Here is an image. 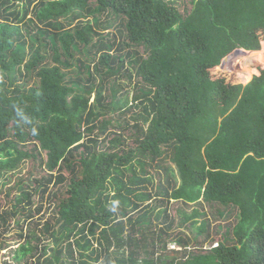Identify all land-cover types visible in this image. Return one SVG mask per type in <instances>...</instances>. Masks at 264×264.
Segmentation results:
<instances>
[{
    "label": "trees",
    "instance_id": "trees-1",
    "mask_svg": "<svg viewBox=\"0 0 264 264\" xmlns=\"http://www.w3.org/2000/svg\"><path fill=\"white\" fill-rule=\"evenodd\" d=\"M191 2L184 15L170 0H0V180L12 182L25 160L30 172L45 169L16 179L12 209L0 203V253L33 192L45 198L61 184L58 217L19 233L17 264H264V0ZM108 11L124 17L127 43L118 48L92 43L91 21L61 20ZM125 66L148 87L130 148L129 124L109 130L123 100L114 89L105 95ZM155 174L157 194L144 190ZM155 199L201 202L211 217L177 207L194 240L163 226L158 236L155 220L169 215L144 205ZM230 218L232 231L206 249L199 236ZM45 235L52 245L41 243Z\"/></svg>",
    "mask_w": 264,
    "mask_h": 264
},
{
    "label": "rangeland",
    "instance_id": "rangeland-1",
    "mask_svg": "<svg viewBox=\"0 0 264 264\" xmlns=\"http://www.w3.org/2000/svg\"><path fill=\"white\" fill-rule=\"evenodd\" d=\"M94 1L95 0H90V2H94ZM170 1L175 2L176 3L175 5H177V7L180 9V11L184 15H187L193 7V4L191 2L192 0H170ZM97 14H98L97 19H94V20H93V17H94L93 14L91 15L89 13H88L89 17H86V16L81 17L79 18L80 21L75 20L74 15L72 14L66 18L64 17L61 18V20L63 21L65 28H75L73 26L76 24H78V27H83L87 24V22L91 21V23L94 25L95 28H99L98 33L96 35H93L92 43H95L97 42V40H100V39L110 44L113 41H115L116 43V45L114 43L115 48L116 47L118 48L119 44L121 43L123 44L127 43L126 42V28L124 27L125 23H124V17L122 15H118L116 13H113L112 11H108L107 13L101 12ZM58 43L62 44L60 41H58ZM84 47H88V46L84 45ZM142 51H143V48H141V52ZM147 88H148L147 85L142 80V78L137 75L136 71L132 67L128 68L126 66H125L124 72L120 74L118 79L115 80L114 78H110V81L107 82V87L105 90V95L107 96V98L112 99L111 90L114 89L115 91H117V97L122 98L123 100L122 102L123 107L117 110L116 112L112 113L114 126L110 127L109 130H112V132L115 130L119 131V130H122V127L124 125L129 124L130 128L128 129V131L122 130L123 131L122 135L128 138L126 139L127 140L126 145L128 148L133 147L135 145V136L137 134L136 133L137 128L134 127V124L138 122L142 123V115L146 114L144 109L147 107L148 104L142 101H146L144 99L143 90ZM92 100H93V96H92ZM112 136H115V135H112ZM32 146H33V142L29 144L28 143L25 144L23 148L31 149ZM3 157H7V156H3ZM166 162L176 170V173H178L175 164L172 161H170V159H167ZM21 169L23 170L22 173H19L18 175L16 174L17 175L16 178H14L12 182L8 183L7 185H2V182L6 179V175H4L2 179L0 180V203L2 205V209H5V208L12 209L13 208L14 200H12V198L13 196L17 194V192H15L16 191L15 190L14 191L15 193L13 192L14 194L11 195L10 198L8 197V192L11 186L14 185L18 177H21L22 175L25 174V175H28V177H32L35 180L36 178H41L43 175H45V169L38 167V166L33 167L32 172L28 171L30 169V162L28 160H25L23 162ZM152 171H157V170L153 169ZM161 172L163 175V171ZM158 182H159V177L157 174H155L153 178V184L152 183L148 184L147 189H144V190L149 191V192L151 191L153 194H157L156 185L158 184ZM61 191H62L61 184L58 186L50 185L49 193H48L49 195H46L45 198H41V196L39 194H36V191H34L32 195V204L26 205V211H24V214L19 213L17 216L11 217L12 220H11L10 229L5 233V236L7 237L6 239L10 243L11 246L1 251L0 258L3 262L8 261L10 264H17L16 261L13 259V254L15 252V250L13 249L18 247V243L20 239L18 235L20 232L25 231L30 228L36 229L35 226L39 222L43 223L47 219L52 220V221L56 220V218L58 217L57 209L59 208L58 201L60 200L59 196H60V193H62ZM158 197H161V196H158ZM147 203L149 204L158 203L159 204L158 209L160 208L163 210L167 209V213L169 215L168 217L165 215V213H163L161 220L158 221L159 223L157 222V220H155V225H156L155 229L158 232V236L159 234H161L160 227L163 226L165 228V231H167L172 236H175L176 233L182 231L183 234L192 238V241L194 240L193 237L197 235V231L194 230V227H191V226L187 227V226L181 225L182 214L181 213L176 214L175 209H177V207L182 206L183 209L189 213L194 208L204 209L207 211V215L204 218L211 217V214H210L211 211L209 210L208 207L205 208L203 206V203L201 202L186 204L182 201L172 200L170 203H167L165 199H159V202H157V199H155L152 202L148 200L145 201L144 205ZM41 205H43L42 209L38 210L39 206ZM118 206L119 204L117 202L115 209L118 210ZM236 210H237L236 208L235 210H233L230 217L233 218L236 215ZM30 213L36 214V218L28 222L29 220L28 215ZM173 218L175 219L174 222L172 221ZM232 218L226 221L224 220V222L220 221L222 225L221 230H217V227L214 224L215 221L212 220L211 225L207 227L204 234L202 236H199L200 239H203L206 241L205 243L206 249H209L211 247L212 241H219L222 238H224V233L227 231L226 229L227 227H229L230 230L232 231L233 225L236 223V220H233ZM18 219L21 221L19 225L17 223ZM168 223L169 224L173 223V224L170 227H168L167 226ZM42 225L43 224H40V227H42ZM22 228L24 229L22 230ZM0 231L2 230L0 229ZM98 233H99V230H97L96 235H98ZM207 234H209L210 236H207ZM230 236L233 237L232 234ZM41 238L43 239V241L41 242L42 244L50 243L52 245L53 243L52 238L49 237L48 235H45L43 237L41 236ZM75 238L76 236L73 237V239ZM20 241L23 242V239H21ZM161 247H162L161 243L158 244L157 254L165 253V251ZM168 248H178V244H176V242H170L168 245ZM200 251H207V250H200ZM103 257L104 255L102 256V259H104ZM113 257H114V250L112 254L110 255V259H113ZM98 263H101V262H98Z\"/></svg>",
    "mask_w": 264,
    "mask_h": 264
}]
</instances>
